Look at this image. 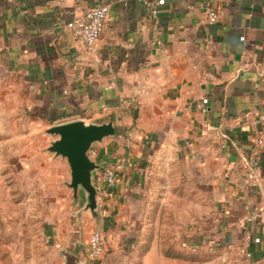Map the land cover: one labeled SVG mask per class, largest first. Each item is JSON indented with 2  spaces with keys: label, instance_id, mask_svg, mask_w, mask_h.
Returning <instances> with one entry per match:
<instances>
[{
  "label": "crops",
  "instance_id": "obj_1",
  "mask_svg": "<svg viewBox=\"0 0 264 264\" xmlns=\"http://www.w3.org/2000/svg\"><path fill=\"white\" fill-rule=\"evenodd\" d=\"M208 2L220 12L214 24ZM98 5L109 19L88 51L67 22ZM2 98L46 128L114 122L91 158L122 165L103 209L102 228L117 237L94 264L182 263L161 251L173 226L181 250L207 244L231 264H264V145L260 187L243 186L241 170L264 112V0H0ZM72 235L60 251L82 261L89 239Z\"/></svg>",
  "mask_w": 264,
  "mask_h": 264
},
{
  "label": "rangeland",
  "instance_id": "obj_2",
  "mask_svg": "<svg viewBox=\"0 0 264 264\" xmlns=\"http://www.w3.org/2000/svg\"><path fill=\"white\" fill-rule=\"evenodd\" d=\"M1 101L0 264H56L62 255V237L73 234L87 247L86 240L96 229L102 231L106 243L116 240L117 235H107L100 227L102 218L85 209L86 197L75 196L69 185L71 168L67 159L48 150L57 136L46 132V123L31 120L23 102L13 106L4 98ZM101 208L103 212L106 207ZM86 212L92 214L94 224L85 238ZM189 235L190 239L195 237ZM149 237L146 232L144 241ZM161 237L163 246H173L174 251L190 257L199 252L203 258H186L172 264H231L228 250L211 251L207 244L200 250L177 248L176 243L181 240L177 226ZM131 238L132 234L126 236Z\"/></svg>",
  "mask_w": 264,
  "mask_h": 264
},
{
  "label": "built area",
  "instance_id": "obj_3",
  "mask_svg": "<svg viewBox=\"0 0 264 264\" xmlns=\"http://www.w3.org/2000/svg\"><path fill=\"white\" fill-rule=\"evenodd\" d=\"M205 12L209 23L214 24L220 18L219 10L210 2L207 3ZM109 7L108 5H98L90 8L85 13L73 17L67 22V27L70 29L72 35L82 43L86 50L93 51L104 30L105 24L109 19ZM210 103L209 97H204L198 102V108L202 112L208 111ZM260 123V126H256L251 138V147L245 154L241 162V170L244 176L243 186H250L258 188L262 180V158L261 151L264 145V112L260 113L256 124ZM97 149L91 148L89 155L92 158L99 156ZM122 169V165L114 163L96 171L94 174V185L98 191V202L100 207L105 206L106 198L109 196V192L114 188L119 180V172ZM240 186V187H243ZM264 196V191L262 192ZM104 212L106 210L104 209ZM249 221L253 218L249 217ZM252 241V240H251ZM253 241L258 243L261 241L260 237L253 238ZM231 247V244L229 245ZM106 254V245L103 233L100 230H93L90 234L88 241L87 254L81 264H94L101 260ZM248 256L251 252H247Z\"/></svg>",
  "mask_w": 264,
  "mask_h": 264
},
{
  "label": "water",
  "instance_id": "obj_4",
  "mask_svg": "<svg viewBox=\"0 0 264 264\" xmlns=\"http://www.w3.org/2000/svg\"><path fill=\"white\" fill-rule=\"evenodd\" d=\"M57 138L51 142L48 150L56 155L65 157L71 168L70 187L73 188L75 196L80 194L86 197L85 209L92 212L95 217H101L100 227L106 217L100 210L97 201L98 191L94 185V174L108 166L100 163L89 155V150L94 143L103 141L104 138L116 134V126L111 120L103 124L87 123L84 120H74L53 125L46 130ZM102 233V231H100ZM61 253L66 258V264H81L80 257L67 251Z\"/></svg>",
  "mask_w": 264,
  "mask_h": 264
},
{
  "label": "trees",
  "instance_id": "obj_5",
  "mask_svg": "<svg viewBox=\"0 0 264 264\" xmlns=\"http://www.w3.org/2000/svg\"><path fill=\"white\" fill-rule=\"evenodd\" d=\"M149 242H150V237H149V239H148V241H144L141 245H142V247H140L138 250H137V256L139 257V259H141L142 258V256L148 251V249H149ZM164 247H167V246H163L162 247V249H161V251H162V254L164 255V256H167V257H174V258H180L181 256L183 257V258H191V259H193V260H200V259H203V258H200V256H199V253H197V254H195V256H191L190 257V255L189 254H185V252H180V251H178L177 250V252L176 251H174L172 248H173V246H170V247H167V248H165L164 249Z\"/></svg>",
  "mask_w": 264,
  "mask_h": 264
}]
</instances>
